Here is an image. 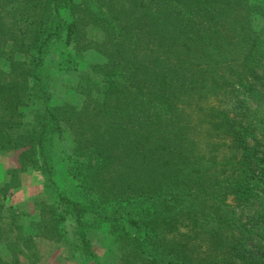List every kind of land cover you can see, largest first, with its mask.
<instances>
[{
  "label": "trees",
  "instance_id": "obj_1",
  "mask_svg": "<svg viewBox=\"0 0 264 264\" xmlns=\"http://www.w3.org/2000/svg\"><path fill=\"white\" fill-rule=\"evenodd\" d=\"M60 42L78 105L51 103ZM0 60V152L53 194L32 218L0 189V264H42L41 242L100 264L93 232L114 264H264V0H0Z\"/></svg>",
  "mask_w": 264,
  "mask_h": 264
},
{
  "label": "rangeland",
  "instance_id": "obj_2",
  "mask_svg": "<svg viewBox=\"0 0 264 264\" xmlns=\"http://www.w3.org/2000/svg\"><path fill=\"white\" fill-rule=\"evenodd\" d=\"M66 20L69 17L66 13H63ZM255 27L261 26V20L257 18L254 22ZM74 50L60 42L56 45L47 56V62L52 72V100L51 103L54 106L62 105L67 102L78 105L81 97L73 90L74 85L78 81V73L74 70L64 71L59 69V63L67 58L69 54H73ZM104 58L96 52H85L79 61V69L89 71L90 65L103 63ZM0 65H3L0 60ZM69 134L65 132V137L59 141L54 148V159L56 161L57 176L56 181L60 188L71 198H76L78 190L73 182L67 178L64 174V167L61 162L63 156L68 154L72 147V142L68 138ZM18 168L16 155L10 153L0 152V189L5 187L10 181L11 176L14 177L16 184L15 188L9 189V203L8 200L3 203L11 204L17 207L19 210L27 213L32 218H37V214L34 211V204L36 201L46 200L52 201L53 194L49 189L43 186L37 173L32 170H27L24 173H16L15 169ZM259 203L255 201L250 207L252 212L257 213L259 211ZM247 210V209H246ZM245 210V211H246ZM256 232V240L249 243V247L254 255H260V252L264 250L262 245L263 234L257 235L258 228H254ZM90 239L94 245V251L97 254L98 262L100 264H114L112 260L111 238L104 232H93L90 234ZM40 251L42 253V264H84L83 259L74 254L70 248L65 245H54L45 242H41ZM93 264V263H90Z\"/></svg>",
  "mask_w": 264,
  "mask_h": 264
}]
</instances>
